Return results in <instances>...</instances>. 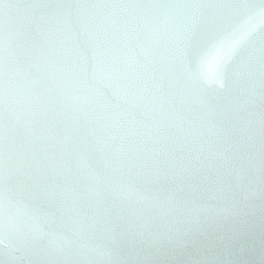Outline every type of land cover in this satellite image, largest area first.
Here are the masks:
<instances>
[{
  "label": "clouds",
  "instance_id": "1",
  "mask_svg": "<svg viewBox=\"0 0 264 264\" xmlns=\"http://www.w3.org/2000/svg\"><path fill=\"white\" fill-rule=\"evenodd\" d=\"M255 7L0 0V235L30 248L56 219L71 234L49 233L48 255L121 264V241L151 239L149 224L173 226L163 246L206 223L219 189L199 156L161 147L158 81L195 93L182 55L229 37L230 62L252 46L236 26Z\"/></svg>",
  "mask_w": 264,
  "mask_h": 264
},
{
  "label": "water",
  "instance_id": "2",
  "mask_svg": "<svg viewBox=\"0 0 264 264\" xmlns=\"http://www.w3.org/2000/svg\"><path fill=\"white\" fill-rule=\"evenodd\" d=\"M172 2L188 5L197 0ZM247 2L256 7L236 30L251 47L230 62L223 54L229 37L185 52L182 71L195 84V93L170 79L158 81L165 114L161 147L200 157L201 178L206 176L219 189L203 200L209 219L187 234L173 235L172 243L163 246L157 237L173 226L149 224L151 239L131 236L121 241V264H264V16L259 15L264 0ZM52 232L71 234L52 219L41 226L30 248L0 235V264H75L46 253L54 247L48 235Z\"/></svg>",
  "mask_w": 264,
  "mask_h": 264
}]
</instances>
